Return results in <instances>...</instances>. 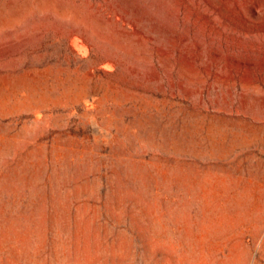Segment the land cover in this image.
<instances>
[{
	"label": "rangeland",
	"instance_id": "rangeland-1",
	"mask_svg": "<svg viewBox=\"0 0 264 264\" xmlns=\"http://www.w3.org/2000/svg\"><path fill=\"white\" fill-rule=\"evenodd\" d=\"M251 1L0 0V264H264Z\"/></svg>",
	"mask_w": 264,
	"mask_h": 264
},
{
	"label": "bare ground",
	"instance_id": "bare-ground-1",
	"mask_svg": "<svg viewBox=\"0 0 264 264\" xmlns=\"http://www.w3.org/2000/svg\"><path fill=\"white\" fill-rule=\"evenodd\" d=\"M250 2V1H249ZM250 5V4H249ZM214 7V6H213ZM250 7H251V10L252 11H255V12H259L260 10H262L263 8V2H262V0H252L251 1V5H250ZM217 9V8H216ZM219 10V9H218ZM217 11V10H216ZM215 11V12H216ZM220 11V10H219ZM219 13H221V12H219ZM263 13H264V11H263ZM226 17V16H225ZM245 17V16H244ZM256 17H258V16H256ZM221 19H222V17H221ZM231 19H233V18H231ZM230 20V19H229ZM234 20V19H233ZM255 27V26H254ZM255 31V30H254Z\"/></svg>",
	"mask_w": 264,
	"mask_h": 264
}]
</instances>
